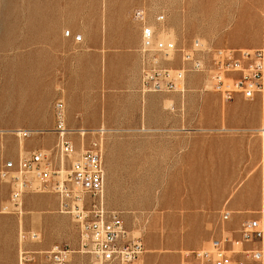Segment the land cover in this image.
Wrapping results in <instances>:
<instances>
[{
	"label": "rangeland",
	"instance_id": "1",
	"mask_svg": "<svg viewBox=\"0 0 264 264\" xmlns=\"http://www.w3.org/2000/svg\"><path fill=\"white\" fill-rule=\"evenodd\" d=\"M137 9L153 23L157 14L165 15L178 50L166 63L173 69L183 67L181 50L195 40L218 48L264 49V0H0V116L8 117L7 125H0V204L18 213L6 229L18 241V261L26 251L34 264H50L47 252L54 247L75 250L60 242L65 230L78 229L70 215L59 212L57 195L27 192L14 206L1 175L14 173L19 160L34 151L55 150L58 137L49 131L59 103L70 129L111 130L104 138L105 208L120 215L131 236L141 237L142 256L151 263L175 264L178 257L187 264V240L199 231L208 235L199 250H208L226 238L239 241L241 223L260 216L264 95L239 96L243 103L231 105L204 91L199 74H189L188 81L186 75L182 95L143 93L136 88L134 65L139 58L141 76L140 45L128 55L106 54L107 48L116 49L112 53L120 48L118 34L107 43V30L133 24ZM168 36L158 34L161 41ZM135 39L129 30L126 41ZM68 103L82 105L90 117L72 119ZM23 110L39 118L20 119ZM240 118L255 124L240 126ZM27 121L36 126H23ZM29 128L35 129L30 137L13 134ZM237 203L251 206L242 213L232 207ZM43 207L49 208L44 227L36 214ZM57 213L69 223L58 221ZM199 214L202 221L193 216L187 222V215Z\"/></svg>",
	"mask_w": 264,
	"mask_h": 264
},
{
	"label": "built area",
	"instance_id": "2",
	"mask_svg": "<svg viewBox=\"0 0 264 264\" xmlns=\"http://www.w3.org/2000/svg\"><path fill=\"white\" fill-rule=\"evenodd\" d=\"M133 19L142 24L143 93L182 95L186 91V75L188 81L189 74H199L205 79L203 90L219 95L226 103L239 96L253 100L264 95L263 48H218L195 40L187 50H181L183 67L173 69L166 63L178 50L168 36L165 15L157 14L153 23L145 10L137 9ZM159 33L168 39L159 40ZM55 118L56 125L49 131L58 137L55 150L34 151L19 160L14 173L1 174L11 187V204L18 206L26 192H51L59 199V212L73 218L79 233L78 249L54 247L47 252L50 264H69L76 252L88 255L90 264H138L145 252L141 237L131 236L120 215L105 208L104 138L111 130L68 128L62 103L56 106ZM19 132L20 137H30L29 130ZM88 138L89 143L85 144ZM65 165L68 170L63 177ZM261 203L260 216L242 222L239 241L226 238L211 249L187 252V260L197 264H264V177ZM223 218L227 220L229 213ZM248 244L255 247L244 248ZM235 245L241 250H235ZM32 255L22 252L18 264H34Z\"/></svg>",
	"mask_w": 264,
	"mask_h": 264
},
{
	"label": "crops",
	"instance_id": "3",
	"mask_svg": "<svg viewBox=\"0 0 264 264\" xmlns=\"http://www.w3.org/2000/svg\"><path fill=\"white\" fill-rule=\"evenodd\" d=\"M133 13H132V17H133ZM134 22H133V24L129 22L125 29H120V31H118V32H114L112 30H107V40H108L107 43L113 41L112 39H113L114 34H118L117 36H118L119 42L117 44L120 47L119 51H117V53H112V51L116 50V49L107 48V53H106L107 56L108 55H120V56L123 55L124 56V55H128L133 49L138 47V45H140V48H141V45H142V24L136 22L135 20H134ZM129 30H134L136 33V39H135L134 43H132V42L129 43L126 41V35L128 34ZM81 41H82V39L79 40V42H81ZM111 45H114V44H111ZM67 49H68V52L71 51L70 48L67 47ZM236 49H247V48H236ZM257 49H260V48H257ZM98 51L100 52V50H97V52ZM139 53H140V50H139ZM137 60H138V63H136V61L134 63L135 68L137 69V74L139 71V77H138L136 88H137V86L140 87V62H139V58H137ZM242 103H243V99L240 97H237L230 104L231 105L232 104L241 105ZM68 106H69V109H68L69 112L68 113L72 119H76V120H79L81 122L82 120L88 119L90 117L89 116L90 112H88L87 109L84 108L82 105H80V106L77 105V107H75V105H73V104L70 105L68 103ZM65 108H67V107H65ZM65 112L67 113L66 109H65ZM108 112H110V110H107V114H108ZM111 112H112V110H111ZM109 115L111 117V113ZM19 118L24 119V120H30V119H38L39 116L37 115L36 112H31L30 110H28V111L23 110L21 112V115H19ZM4 119H8V117L1 115L0 116V125H7L6 121H4ZM66 121H67V115H66ZM27 122H29V121H27ZM27 122H24L23 126H29V127L30 126H36V123H32V122L27 123ZM66 124H67V122H66ZM238 124L240 126H248L249 127L251 125H254L255 123L251 122L249 119L245 120L244 118H240ZM55 125H56V123H55ZM67 127L72 128L68 124H67ZM36 129H38V128H36ZM84 129H86V128H84ZM28 130H35V129L29 128ZM260 195H261V193H260ZM23 196H22V198H23ZM10 198H11V187H10ZM260 198H261V196H260ZM9 201H10V199H9ZM238 203L236 205H232V207L234 206V208H238L239 211H242V213L248 211L247 208L249 206H251V204H249V203H244V204H238ZM2 205L0 204V264H18V251H19L18 241L16 240V238L14 236H11V234L8 233V231H6V229H8V225H10L13 220L19 219L18 213L15 210H12V208L2 207ZM15 209H17V208H15ZM48 212H49V208H45V207L36 211V214L41 216V218H42L41 219L42 227L48 225ZM193 216H199L201 221L203 219V214L187 215V222H191ZM56 217H57L58 221H61L63 223H69V218L67 216H64V215L57 213ZM230 219H231V213L229 212V218L225 221H229ZM241 220H239V222ZM24 221H25V223L30 222V218L28 217V219H26V220L24 219ZM67 231H68L67 237L65 238V236H64L63 238H61L60 242L66 243L71 248H75V250H77L78 246H79V237H78L79 235H78L76 229H74V227L71 226L70 229L65 230V232H67ZM187 231H188V229H187ZM199 233L200 234H196V237H194L193 239L187 240V252L197 251V249L199 250V248H202L204 242L208 239V235L203 234L200 231H199ZM245 246H246L245 248H248V249L255 247V245H250V244L245 245ZM144 248H145V245H144ZM145 252H144V254H145ZM181 260L183 263V258ZM179 262H180V259L177 257L175 259V264H180ZM69 264H90V257L88 255L76 252L74 255H72ZM138 264H153V263L150 262L148 257L142 256L141 260ZM187 264H197V263L191 259H188Z\"/></svg>",
	"mask_w": 264,
	"mask_h": 264
},
{
	"label": "bare ground",
	"instance_id": "4",
	"mask_svg": "<svg viewBox=\"0 0 264 264\" xmlns=\"http://www.w3.org/2000/svg\"><path fill=\"white\" fill-rule=\"evenodd\" d=\"M20 131H21V130H20ZM260 132H261V134L264 135V130H261ZM13 134H16V135L21 136V133H20L19 131H16V132H14ZM32 134H33V132L30 131V136H31ZM66 173H67V171H66V169L63 167V168H62V171H61L62 176L64 177V176L66 175Z\"/></svg>",
	"mask_w": 264,
	"mask_h": 264
}]
</instances>
